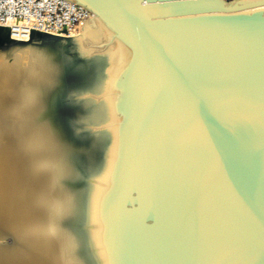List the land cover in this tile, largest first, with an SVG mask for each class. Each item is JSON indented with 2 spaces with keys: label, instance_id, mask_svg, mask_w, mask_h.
<instances>
[{
  "label": "water",
  "instance_id": "obj_1",
  "mask_svg": "<svg viewBox=\"0 0 264 264\" xmlns=\"http://www.w3.org/2000/svg\"><path fill=\"white\" fill-rule=\"evenodd\" d=\"M68 1L130 51L102 198L110 264H264V0ZM35 35L85 191L105 153L88 155L91 133L74 127L104 62L69 37Z\"/></svg>",
  "mask_w": 264,
  "mask_h": 264
},
{
  "label": "bare ground",
  "instance_id": "obj_2",
  "mask_svg": "<svg viewBox=\"0 0 264 264\" xmlns=\"http://www.w3.org/2000/svg\"><path fill=\"white\" fill-rule=\"evenodd\" d=\"M35 37L16 39L0 24V240L12 239L0 241V264H110L102 198L120 119L115 82L130 51L95 15L69 37L82 55L104 62L100 88L82 97L74 127L91 133L88 155L96 144L105 153L84 191L49 91L54 63Z\"/></svg>",
  "mask_w": 264,
  "mask_h": 264
},
{
  "label": "built area",
  "instance_id": "obj_3",
  "mask_svg": "<svg viewBox=\"0 0 264 264\" xmlns=\"http://www.w3.org/2000/svg\"><path fill=\"white\" fill-rule=\"evenodd\" d=\"M92 15L68 0H0V24H6L16 39L36 33L71 37Z\"/></svg>",
  "mask_w": 264,
  "mask_h": 264
},
{
  "label": "rangeland",
  "instance_id": "obj_4",
  "mask_svg": "<svg viewBox=\"0 0 264 264\" xmlns=\"http://www.w3.org/2000/svg\"><path fill=\"white\" fill-rule=\"evenodd\" d=\"M41 42V40L39 39V37L38 38H34V39H32V44H39ZM5 48H7V47H5ZM73 51V49H70V52H72ZM52 69H53V67H51V65H50V68H49V76L51 77V71H52ZM38 80L36 81V80H34L33 81V83H37L38 84ZM2 243H4V244H6V245H10L11 244V242H12V239H11V237H7V238H3L2 240H0Z\"/></svg>",
  "mask_w": 264,
  "mask_h": 264
}]
</instances>
